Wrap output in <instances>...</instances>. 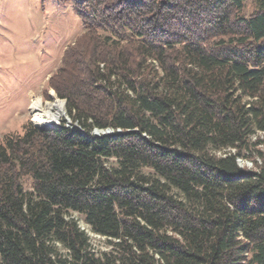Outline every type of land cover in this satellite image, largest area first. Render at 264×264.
Segmentation results:
<instances>
[{"label": "trees", "instance_id": "obj_1", "mask_svg": "<svg viewBox=\"0 0 264 264\" xmlns=\"http://www.w3.org/2000/svg\"><path fill=\"white\" fill-rule=\"evenodd\" d=\"M61 1L71 122L0 139V264H264V0Z\"/></svg>", "mask_w": 264, "mask_h": 264}, {"label": "rangeland", "instance_id": "obj_2", "mask_svg": "<svg viewBox=\"0 0 264 264\" xmlns=\"http://www.w3.org/2000/svg\"><path fill=\"white\" fill-rule=\"evenodd\" d=\"M83 31L82 18L72 2L0 0V139L7 133L23 132L28 121L36 124L31 111L34 97H40L44 107L55 96L64 102L48 81ZM64 106L59 125L71 122L65 102ZM258 135L264 138V132ZM240 164L254 166L248 159H241ZM74 216L89 233L95 250L108 248L80 214Z\"/></svg>", "mask_w": 264, "mask_h": 264}, {"label": "bare ground", "instance_id": "obj_3", "mask_svg": "<svg viewBox=\"0 0 264 264\" xmlns=\"http://www.w3.org/2000/svg\"><path fill=\"white\" fill-rule=\"evenodd\" d=\"M33 120L38 126H57L61 123L62 116L65 115L64 102L56 96L46 107L43 106L40 97H34L31 103Z\"/></svg>", "mask_w": 264, "mask_h": 264}, {"label": "water", "instance_id": "obj_4", "mask_svg": "<svg viewBox=\"0 0 264 264\" xmlns=\"http://www.w3.org/2000/svg\"><path fill=\"white\" fill-rule=\"evenodd\" d=\"M64 100V102L66 103V101H65V99H63ZM37 125V124H36ZM40 128H42V129H49V128H51V127H54V126H51V127H46V126H39ZM112 131H111V129H108V130H106V133H111ZM241 161V159H239V162Z\"/></svg>", "mask_w": 264, "mask_h": 264}]
</instances>
